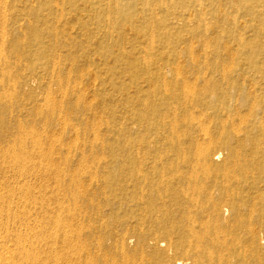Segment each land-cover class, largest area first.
<instances>
[{"label": "rangeland", "instance_id": "374dc122", "mask_svg": "<svg viewBox=\"0 0 264 264\" xmlns=\"http://www.w3.org/2000/svg\"><path fill=\"white\" fill-rule=\"evenodd\" d=\"M201 3L205 15L196 0H0V212L10 213V220L0 215L3 217L0 221L4 220L3 227H9L13 234L6 238L7 245H16L15 235L25 225L36 228L41 223L36 234L27 236L30 241H38L44 233L49 236L51 230L42 231V225L48 218L60 217L70 233L66 232L67 235L76 239L71 240L74 264L81 257L82 261L94 264L105 261L108 264L112 257L118 264L128 262L127 259L129 264L179 261L255 264L259 254L264 264V250L251 251L253 240L241 230L235 232L242 243L232 252L246 254L244 259L239 262L217 259L213 263L181 240L176 229L181 221L167 222L160 214L144 210L139 201L163 200L160 180L149 173L153 165L161 167L155 162L156 156H161L159 159L165 163L175 161L177 144L189 143L191 138L197 141L196 127L184 123L185 110H203L209 116L206 125L216 132L217 139H220L217 126L222 119L244 120L247 126L240 137L246 141L245 145L252 151H264V79L250 68L264 60V0H202ZM238 41L244 42L241 52L236 46ZM209 49L215 55L205 56ZM231 50L235 56L228 53ZM252 56L256 61L253 66L248 62ZM227 64L233 65L231 70L227 67L232 72L223 81L218 73ZM176 73L191 77L190 80L194 75L209 73L213 81L202 83L203 90L195 88L192 105L185 104V98L175 96L179 93ZM251 80L256 85L255 93ZM228 82L232 85L227 90ZM164 85L175 97L166 96ZM204 91L207 93L203 94ZM174 106L182 124L180 139L173 138L164 124L165 113ZM20 125L41 139V147L35 150L44 149L52 159L50 162L35 155L26 158L24 168L14 165L10 148L19 150L22 144L17 139L20 134H26L19 131ZM227 132L221 141H234L231 125ZM30 135L28 132L25 136L27 143L32 141ZM35 150L32 153L28 150L29 155ZM256 158L255 155L249 165L256 175L229 184L236 194L229 193L233 195L231 200L264 202V168H255ZM227 159L228 151L224 149L216 165H225ZM140 169L144 175H140ZM50 170L59 171L58 180L52 179ZM174 177L166 178L171 191L164 200H188L176 198L181 184ZM209 182L212 186L226 184L221 172L212 174ZM215 190L216 198H220L221 192ZM189 193L193 195L194 191ZM28 195L35 204L18 206ZM199 196L194 195L196 200H201L197 203L201 205L200 214L207 202L203 203L205 198ZM62 204L71 212H58ZM26 215L31 217L27 219ZM231 217L232 213H227L229 226L234 222ZM140 229L144 232L145 247L135 248L138 237L134 232ZM167 229L174 230L179 242L173 241L178 247L169 249L168 242H161L157 248L150 241L152 232L162 234ZM124 233L134 236L127 251L130 259H124L118 247ZM48 236L43 238L48 241ZM233 239H227L231 246ZM64 247L62 242L56 245L61 261ZM35 249L31 255L39 256L42 261L51 256L48 245ZM31 255L24 263H39Z\"/></svg>", "mask_w": 264, "mask_h": 264}, {"label": "bare ground", "instance_id": "6f19581e", "mask_svg": "<svg viewBox=\"0 0 264 264\" xmlns=\"http://www.w3.org/2000/svg\"><path fill=\"white\" fill-rule=\"evenodd\" d=\"M196 1L198 3L199 9L201 8L203 15H205V12L203 10V4L201 3L202 0H196ZM157 14H160V13H157ZM187 20L189 21V19H187ZM173 25H175V24H173ZM207 27H208V25H207ZM204 46H206V48H208L207 43H203V47ZM236 46L238 48H240V52H241L242 51L241 48L244 46V42L242 43L241 41H238ZM204 50H202L203 53H204ZM234 50H231V52L229 51L228 53L233 55ZM195 52H196V50H195ZM183 53H185V52L183 51ZM196 53L198 54V51ZM199 53H201V52L199 51ZM206 55L208 57H209V55H215V51L209 49V50L205 51V56ZM235 55L236 54H234V56ZM196 56L197 55H195V57ZM203 56H204V54H203ZM195 57H194V59H195ZM253 58L254 57L252 56L248 59V62L251 66H253L256 63V61H254ZM194 59H193V61H198L197 59H199V57L196 60H194ZM232 59H234V58H232ZM192 64H193V62H192ZM222 64H223V62H222ZM232 64H231V66H233ZM208 65H207V67H208ZM228 66L230 67V70H231L230 65L227 64V66H224V67L222 65L223 68L218 73V75L220 77L219 79H222L224 81V80H226L228 75L231 74L232 71L228 70V68H227ZM209 67H210V65H209ZM250 68H251V70H253L254 74H259L264 79V60L260 64L257 62L256 65H254L253 67H250ZM207 70H209V69H207ZM175 71H177V70H175ZM181 71H178V72H181ZM188 72H189V70H188ZM181 74H183V73H181ZM176 76H177V78L175 80H177L176 83L179 84V86H178L179 87V90H178L179 93L176 94L175 96L179 97V98H180V96H182V98H185V100H186L185 104H188L191 102L190 103L191 105H192V102L195 98V93H194L195 88L199 87V91H200V89L203 90L202 83H206V82L208 83V81L210 79L213 81V76H212V74H209V73L208 74L207 73H204V74L201 73V75H198V76L194 75L193 80H190L191 77L190 78L183 77L182 75H179L178 73H176ZM256 76H258V75H256ZM165 82H164V84H165ZM250 82H251V84H253V88H254L253 93H255L256 85L254 84V80H251ZM2 84H4V83H2ZM167 84H168V82H167ZM230 85H232V84H230V82L226 83L225 89L228 90ZM152 87H153V85H152ZM166 87H168V86L164 85L165 93H168L166 96L175 97L174 94L170 91V89H168V88L165 89ZM206 90H207V88H206ZM218 90H219V82H218ZM205 91L203 94L207 93ZM208 91H209V89H208ZM208 94L212 95L213 93L208 92ZM193 108H195V107H193ZM237 110H238V108H237ZM183 114H184V117L186 120L184 123L189 124L190 126L194 125L196 127V130L198 132V139H197V141H195V140H193V138H191L192 141L189 143L177 144L175 146V148H176L175 153L177 155V158L175 161L172 160L168 163H165L164 161L159 159L161 156H158V155L156 156L155 162L160 163L161 167H157L155 165H153L152 167L149 166V168L151 167V169H150L151 171L149 173L153 176V178L160 180L161 188H162V190L160 192V198L163 200H139L142 204L143 209L144 210L148 209L150 211V213L151 214L153 213L154 215L159 216V214H160L161 216L165 217V220L167 222H169V220H175V219H178L179 221H181V226L176 228L182 236L181 240L185 241V243L188 244V246L191 249H193L195 251L202 252L203 256L205 258H208L209 260H212L213 263H215V261L217 259L219 260V262L220 261L221 262H226V261H231V262L233 261L234 262V260L239 262L242 260V258L244 259V255H246V254L243 255L241 253L232 252L233 249H236L238 247V245H240L242 243L240 241L241 239H239L240 237L239 238L237 237V233L235 231L238 232L241 230V231H243L244 234H247V236L249 235L253 240V242L251 241V251H253L254 253H258V252L261 253L264 250V235H263L264 234V202H261L259 200H254V199H252V200H231L233 195L232 194L230 195L229 193H234V191H232L230 189L229 184L231 182H233L234 180L238 181V182H242L246 178H250V176H252V175L254 176L257 174V173H252V171H250V168H249V165L251 164V162H253L255 155L257 156L256 159H258L256 161L255 168L256 169L261 168V167L264 168V151L260 152V151H258V149L255 151H252L248 148V146L245 145L246 141L240 137L241 133H243V134L245 133V129L247 126V122H245L244 120L238 119L239 121L236 122L235 119L233 120V118H230V117H227L226 119H222L220 124L217 126V128H219L218 135L220 136V139H217V138H215V135H214L215 131L214 132H213V130L211 131L210 128L206 125L207 121H209V116L203 110H198L197 112L196 111L190 112L188 110H185L183 112ZM178 115H179L178 110L174 106V108L169 110L168 113H165V118H164V124L169 128L172 137L176 138V139H180L181 134H182L181 133L182 132V124L177 119ZM170 116H171V119L168 121V118ZM198 118H199V121H198ZM240 118H242V117H240ZM248 118H249V116H248ZM129 124H130V122H129ZM210 124L211 123H209V125ZM229 125H231V127L233 128V132H232L233 134H231V135L235 138V140L222 142L221 137H223L224 135H226L228 133L227 131H228ZM22 130H23V127L19 131L22 132ZM24 131L25 130H23V133H26V134L22 135V134H20L21 132H19L20 136L17 139L18 143L22 144L21 147L18 145L20 147V149L17 150L14 146H12L10 148V155L9 156H10V159H12V161L15 163L14 165L17 167L19 166V168H21V166L23 167V165L25 164L27 157L35 156V155H37V157L39 159L42 158V159L50 162L52 159H50V157H48L49 155L46 152H44V149L42 151L35 150V148L41 147L40 146V143H42L41 139H39L35 136L34 131H28V132H31V135L33 137H32L31 143H27L26 139L29 137V135L25 139V136L27 135L28 132H26L27 130L25 132ZM0 138H1V136H0ZM1 139H0V141H1ZM215 148H218V149L215 150ZM27 149L29 150L30 153H32L33 150H35V151L33 154L29 155ZM224 149L228 151V159H227V161H225L226 162L225 165L217 166L216 161L220 159V157L222 156V150H224ZM168 151H170V150H168ZM27 154H28V156H27ZM163 154H165V152ZM142 155H144V153ZM144 158H145V155H144ZM38 162H40V161H38ZM150 163L152 164V161ZM35 166H39V165H35ZM40 166H43L42 163H40ZM24 167H25V165H24ZM26 167H27V165H26ZM143 167L144 166H142V168ZM56 168L57 167H55V169ZM185 169H186V171H184ZM50 171H51V174H49V175H51L52 179L58 180V178H59L58 176H60L59 171L58 170H54V171L50 170ZM258 171H260V169ZM139 172L142 173L143 172L142 169H140ZM216 172L222 173L223 179L225 180L226 184L219 183V184H216L215 186H212V183L209 182V179L211 178V175L216 173ZM18 173L21 174V172H18ZM4 174L5 173H3L2 175H4ZM140 175H144V173H142ZM146 176H147V174H146ZM173 177L180 181L178 184H181V189H180V191H177V197L176 198L184 197L185 199H188V200H164V198L167 197L171 191V187L167 183V180L172 179ZM166 178H168V179H166ZM146 179H147V177H146ZM200 181H204L205 183L203 184ZM198 182L200 185L198 184ZM145 183H146V181H145ZM59 184H61V183H59ZM215 189H217L219 192H221L220 198H216L217 196H216V190ZM190 190L194 191L193 195H190V193H189ZM250 192H251V190H250ZM71 193H73V192H71ZM1 194H2V190H0V197H1ZM73 195H72V197H73ZM194 195H200L199 197L205 198V200H203V203L207 202L206 205H204L206 207L204 208V210L202 209L200 214L198 212L199 211L198 207H200L201 205L198 206L197 203L201 202V200H196V197H194ZM26 197L27 198L25 200H21L17 205L22 206V205L35 204L32 202L34 200L32 199L31 196L28 195ZM197 199H198V197H197ZM74 200H75V197H74ZM55 202H56V200H55ZM76 202L80 203V201H78V200H76ZM103 206L104 205H102L101 207H103ZM174 207H177V210L173 209ZM66 208H65V206L63 207V204H62V206H60L58 208V212L59 211L63 212V213L64 212H67V213L71 212V209L68 210ZM80 211H82V209ZM72 212H73V209H72ZM227 213L228 214L232 213L231 218H233V221H234L232 223L233 225L231 224L232 226H229L227 224V222H229L228 219L226 218ZM23 214H25V213H23ZM0 215L5 217L4 220H10V213L9 212L6 213L5 211H1ZM73 215H74V213H73ZM3 217L0 216V218H2V219H3ZM26 217H28L27 219H29L31 217V215L30 216L26 215ZM3 221L2 222L0 221V264H25L24 263L25 259H28L29 256L34 253V252L30 253V252H32V249L36 250L35 248L37 246L39 247L41 245L42 246L43 245L44 246L45 245L50 246L51 256H47L46 260L42 261V259L39 258V256L35 255L33 257V255H31L33 257V260H35L36 262H39L40 264H59L61 262H64L65 264H74L72 261L73 258L71 257L72 256L71 254L73 253V247H72L73 243L72 242H74V240H76V239H74V237H75L74 235H71V236L67 235L68 230H67L66 223L64 221H62L60 219V217L48 218L47 220H45L46 222H45L44 227L42 225L43 230L41 228L39 229V230H42L45 232L47 230H51V232L47 231L48 233L50 232V235L49 236L47 235L49 237L48 241L43 238L44 236L47 238L46 233H44L45 235H43V237L41 236L38 241L36 240L37 242L35 240H34L35 242L30 241L29 238L27 237L31 233L33 235V232L36 234L37 233L36 229L38 227H40L41 223L39 225L37 224L38 227H36L35 224H34L35 226L32 224L36 228H32L29 225H25V226H22L21 229L19 230L21 233L19 232V234L15 235V237L17 238L16 239L17 243L14 246H9V245H7L8 244L7 241L5 242L6 238L12 237L13 234H10V229L8 230L9 227L8 228L3 227ZM35 222L38 223L37 221H35ZM156 222L158 223V225L162 224V222H158V221H156ZM24 223H26V222H24ZM225 223L227 225H225ZM142 224H140V226ZM152 225L156 226L157 224L152 223ZM13 228H14V226H13ZM44 228H45V230H44ZM60 231H63V233L60 234L59 233ZM41 234H42V232H41ZM68 234H70V233H68ZM131 234L129 233V235H128V234L124 233L123 236L121 237V239L118 241V247L121 248L122 256L124 259H127L129 257V255L127 254V251L129 249L128 246L130 247L131 242L133 245L132 239L134 238V236L138 237V243H137L135 248L145 247L144 243L146 242V240L143 236L144 232L142 229H140L139 232H134V236ZM41 238H43V239H41ZM228 238H234L233 239V241H234L233 246H231L232 243L230 244L229 241L227 240ZM71 240H73V241L71 242ZM173 240L178 241L175 239L174 230H169V229L165 230L162 234H159L155 230L154 232H152V234L150 236V241H153L154 246H156L157 248H159L161 242H168V248L169 249L178 247L177 243L174 242ZM247 241H248V239H247ZM11 242H12V240H11ZM61 242L65 245V247L61 251L63 261H61L62 259H59L60 257L58 258V255H60V253H59L60 251L57 252V249H56V245L58 243H61ZM116 243H117V241H116ZM163 246H164V244H163ZM245 247H247V246L245 245ZM242 248H244V247H242ZM245 249H246L245 252L249 253V249L248 248H245ZM37 254H39V253H37ZM68 255L71 258L70 257L67 258ZM98 255H99V253H98ZM77 256H78V254H77ZM78 257H81V256H78ZM107 257L109 258V256H107ZM129 259H130V257H129ZM30 260H32V258ZM127 261L129 262L128 259H127ZM262 261H263V258L261 257V255L260 254L257 255L255 264H263ZM27 262H28V260H27ZM75 262H76L75 264H94V262H88V261H84V260L82 261V257ZM105 262L107 263V261H105ZM128 262L124 261V262H122V264H129ZM39 263H37V264H39ZM33 264H35V263H33ZM108 264H118V262L114 259V257H112V259H110L108 261ZM134 264H136V263H134ZM176 264H187V263H183V262L179 261Z\"/></svg>", "mask_w": 264, "mask_h": 264}]
</instances>
